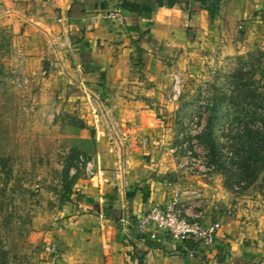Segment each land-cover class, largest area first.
I'll return each instance as SVG.
<instances>
[{
    "label": "crops",
    "instance_id": "0c3cea01",
    "mask_svg": "<svg viewBox=\"0 0 264 264\" xmlns=\"http://www.w3.org/2000/svg\"><path fill=\"white\" fill-rule=\"evenodd\" d=\"M214 1L211 13L210 0H0V26L66 38L65 58L46 84L94 128L83 146L94 171L78 175L68 215L53 230V264H264L255 224L227 212L221 188L201 175L177 174L168 151L173 76L200 72L217 51L264 40V0ZM25 59V69L37 62ZM175 193L192 217L221 222L213 243L189 240L184 251L162 235H138L132 219Z\"/></svg>",
    "mask_w": 264,
    "mask_h": 264
},
{
    "label": "rangeland",
    "instance_id": "374dc122",
    "mask_svg": "<svg viewBox=\"0 0 264 264\" xmlns=\"http://www.w3.org/2000/svg\"><path fill=\"white\" fill-rule=\"evenodd\" d=\"M66 43L62 33L45 28L24 25L14 32L0 26V157L9 158L4 169H11L7 179L0 161V201L6 205L0 212V264H53L47 248L54 228L68 215L83 172L80 156L89 157L83 146L94 141L86 112L69 108L46 84L61 67ZM241 44L230 52L217 51L200 72L187 69L179 76L168 151L177 174L201 175L213 189L221 188L223 208L251 220L264 245V196L253 186L238 195L227 191L223 176L206 166L202 141L213 95L264 91V40ZM26 57L37 58L28 69Z\"/></svg>",
    "mask_w": 264,
    "mask_h": 264
},
{
    "label": "trees",
    "instance_id": "16d2710c",
    "mask_svg": "<svg viewBox=\"0 0 264 264\" xmlns=\"http://www.w3.org/2000/svg\"><path fill=\"white\" fill-rule=\"evenodd\" d=\"M212 13L215 1L210 0ZM123 5L139 14L149 16L147 5L124 1ZM206 117L207 127L202 137L206 146V166L221 174L227 191L243 194L250 187L264 196V91H232L213 95ZM228 106L220 110L221 106ZM224 120L220 128L218 121ZM220 133H217V130ZM9 158L0 157L3 169ZM6 163V164H5ZM10 168L3 170L8 179ZM4 188L0 186V197ZM6 205L0 201V212ZM191 246L192 241L185 243Z\"/></svg>",
    "mask_w": 264,
    "mask_h": 264
},
{
    "label": "built area",
    "instance_id": "2783aa9c",
    "mask_svg": "<svg viewBox=\"0 0 264 264\" xmlns=\"http://www.w3.org/2000/svg\"><path fill=\"white\" fill-rule=\"evenodd\" d=\"M180 79L178 75L173 76L174 98L179 92ZM79 165L83 173L91 175L94 171L93 161L80 156ZM132 225L138 235L147 236L151 240H157L159 235L170 239L171 243L179 244L181 249L188 251L184 244L187 240H193L197 244L210 245L213 243L215 234L221 226L220 221L203 223L187 212V205L179 200L178 193L163 204H153L149 209L132 219ZM52 261L56 254L54 244L47 248Z\"/></svg>",
    "mask_w": 264,
    "mask_h": 264
}]
</instances>
